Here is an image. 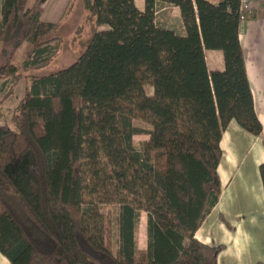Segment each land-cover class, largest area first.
I'll return each mask as SVG.
<instances>
[{
	"label": "trees",
	"instance_id": "obj_1",
	"mask_svg": "<svg viewBox=\"0 0 264 264\" xmlns=\"http://www.w3.org/2000/svg\"><path fill=\"white\" fill-rule=\"evenodd\" d=\"M45 1L2 0V84L59 50L58 24L41 20ZM83 4L105 29L69 65L31 76L15 107L22 121L0 125V254L9 264H216L224 246L194 233L220 195L222 133L230 121L262 133L239 0H144L142 10L134 0ZM164 4L179 9L183 33L156 22ZM205 49L222 52V70L208 69ZM259 174L264 190V163ZM106 205L115 210L113 242L107 225L98 230L88 218Z\"/></svg>",
	"mask_w": 264,
	"mask_h": 264
},
{
	"label": "crops",
	"instance_id": "obj_2",
	"mask_svg": "<svg viewBox=\"0 0 264 264\" xmlns=\"http://www.w3.org/2000/svg\"><path fill=\"white\" fill-rule=\"evenodd\" d=\"M211 1L216 3L218 0ZM135 4L142 10L144 0ZM168 10H172L177 25L170 23ZM156 22L183 33L179 9L175 6L160 5L156 10ZM238 35L262 133L253 136L234 121H230L222 133L221 157L217 166L220 195L194 233V237L204 244L224 246L216 264L264 263V190L259 174V165L264 163V0H252V13L239 24ZM204 56L209 70L224 68L220 50L205 49ZM220 215L230 228L220 220ZM145 227L146 224L142 229L144 235ZM137 244L140 250H144L146 237L138 239ZM6 263L9 261L0 254V264Z\"/></svg>",
	"mask_w": 264,
	"mask_h": 264
},
{
	"label": "rangeland",
	"instance_id": "obj_3",
	"mask_svg": "<svg viewBox=\"0 0 264 264\" xmlns=\"http://www.w3.org/2000/svg\"><path fill=\"white\" fill-rule=\"evenodd\" d=\"M33 0H28V4ZM138 3V0H135ZM0 0V16H1ZM171 17L170 23L177 25L176 18L172 10H168ZM41 19L43 21L55 22L58 24L56 35L60 38V48L55 57L46 65L32 68L23 72V78L16 83L2 84L0 82V125H8L14 128L18 122L22 121L21 116L15 110L17 102L24 95L25 85L30 83L31 76H40L55 72L73 61L83 52L85 44L91 38L94 30L105 29L104 26L95 28V15L84 8L83 0H46L43 5ZM26 45H23L14 55V64H19L25 54ZM27 84V85H28ZM147 94H150L152 88L144 87ZM145 136H136V141L145 139ZM114 207L93 206L89 214V223L96 225L97 229H108V237L113 242L115 236ZM146 224V212H140V221L137 228V241L145 237L143 225Z\"/></svg>",
	"mask_w": 264,
	"mask_h": 264
},
{
	"label": "built area",
	"instance_id": "obj_4",
	"mask_svg": "<svg viewBox=\"0 0 264 264\" xmlns=\"http://www.w3.org/2000/svg\"><path fill=\"white\" fill-rule=\"evenodd\" d=\"M252 13V0H239V24L245 22L247 15Z\"/></svg>",
	"mask_w": 264,
	"mask_h": 264
},
{
	"label": "bare ground",
	"instance_id": "obj_5",
	"mask_svg": "<svg viewBox=\"0 0 264 264\" xmlns=\"http://www.w3.org/2000/svg\"><path fill=\"white\" fill-rule=\"evenodd\" d=\"M6 259V258H5ZM7 264V263H6Z\"/></svg>",
	"mask_w": 264,
	"mask_h": 264
}]
</instances>
